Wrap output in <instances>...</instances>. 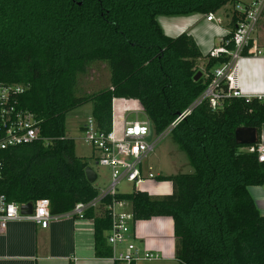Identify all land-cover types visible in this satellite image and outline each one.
<instances>
[{"label": "trees", "instance_id": "obj_1", "mask_svg": "<svg viewBox=\"0 0 264 264\" xmlns=\"http://www.w3.org/2000/svg\"><path fill=\"white\" fill-rule=\"evenodd\" d=\"M240 2L0 0V84L28 88L19 107L35 116L45 140L0 152V194L18 205L46 199L55 216L96 198L98 190L85 176L89 162L76 156L66 136V115L90 103L97 128L108 132L113 102L134 101L160 136L204 92L227 57L202 53L185 32L165 35L157 18L204 20L222 12L233 31ZM93 64L108 67L109 88L78 96ZM198 72L202 76L194 81ZM263 125L264 101L257 98L229 99L216 112L204 103L168 135L192 173L156 178L171 183V195H118L135 221L172 219L177 264H264V217L248 191L264 187V163L235 140L237 129H255L257 148ZM87 216L94 218L95 255L108 258L109 217L100 208Z\"/></svg>", "mask_w": 264, "mask_h": 264}, {"label": "built area", "instance_id": "obj_2", "mask_svg": "<svg viewBox=\"0 0 264 264\" xmlns=\"http://www.w3.org/2000/svg\"><path fill=\"white\" fill-rule=\"evenodd\" d=\"M235 12L237 21L234 30L227 31V34L231 33L230 38L226 40L223 39L225 35L221 36L219 48L213 53L224 54L227 57L226 61L212 71L211 81L204 92L170 124L164 133L157 136L156 140L154 135L150 143L145 141L149 133V120L146 117L144 121L136 119L125 122L121 116L122 124L117 128L114 115L108 132L100 131L92 117L85 122L82 141L99 155L95 159L96 166L109 170V183L105 189L98 191L96 198L88 203L75 205L70 212L63 215L85 219L86 213L90 210L100 208L105 211L110 221L106 236V242L111 250L109 259L116 264H146L162 259L159 254L141 250L136 246L131 233V225L135 222L131 208L127 211L129 204L117 198L121 195L117 188L122 183L132 185V193H138L144 192L143 186L148 181L159 177L152 173L151 168H143V163L153 153L158 140L169 135L170 131L193 109L204 103H207L211 111L216 112L232 98H242L246 101L257 98L264 101V95L242 93L237 77L239 62L243 58H264V49H258L254 41V35L264 20V0H242L236 5ZM204 21L209 27L215 28V34L220 36L217 30L220 29L221 20L216 15L211 14L205 17ZM27 89L22 85L0 84V152L45 141L39 135V122L35 116L19 107V97ZM126 111L123 109V112ZM139 111L136 109V116ZM246 151L257 153L258 162L264 163V145H258L257 148L252 145ZM2 173L3 164L0 161V180ZM107 199L109 202L105 203ZM22 206L24 205L8 202L5 196L0 194V233L6 230L8 224L16 221H30L41 229H47L49 223L59 217L50 213V203L46 199L33 204L31 215H22L20 210ZM76 261L72 258L71 264H76Z\"/></svg>", "mask_w": 264, "mask_h": 264}, {"label": "crops", "instance_id": "obj_3", "mask_svg": "<svg viewBox=\"0 0 264 264\" xmlns=\"http://www.w3.org/2000/svg\"><path fill=\"white\" fill-rule=\"evenodd\" d=\"M201 22H205L203 17H201ZM207 26L214 31L215 28L209 27V24ZM262 28L261 22L254 35L258 49H264V45L258 38L259 30ZM181 29L183 32L186 27L182 26ZM220 29H222L221 26ZM220 29L217 30V33L220 32ZM227 30L230 31L229 28ZM237 77L242 93L264 95V58H243L239 62ZM125 102L124 100L114 101L113 110H117V105ZM114 115L115 112L113 111ZM115 118L117 128H120L122 124L121 114L117 112ZM260 145H264V125L261 128ZM157 176L160 177V175ZM143 191L152 197H162L171 195L172 185L168 182H158L155 179L148 181L143 186ZM248 191L260 215L264 217V187H250ZM95 213L98 214L99 212L96 211ZM93 219L88 216L85 219H78L59 215L56 220L49 223L47 229H41L30 221L12 222L8 224L4 232L0 233V264H71L72 258L77 260L76 264H116L109 257H96ZM131 233L134 237V243L139 249L161 256L162 259L157 261L158 263L176 262L174 257L175 238L171 218L160 217L135 221L131 225Z\"/></svg>", "mask_w": 264, "mask_h": 264}, {"label": "rangeland", "instance_id": "obj_4", "mask_svg": "<svg viewBox=\"0 0 264 264\" xmlns=\"http://www.w3.org/2000/svg\"><path fill=\"white\" fill-rule=\"evenodd\" d=\"M249 1V0H243ZM218 18L221 20V27L219 35L208 28L205 22H201V17L198 15H192L189 17H158L157 22L162 28L165 35L169 37H176L181 33H187L194 37L199 45L202 53L207 54L210 51H216L219 48L221 36L227 34V26L224 22L228 21L222 12L219 13ZM185 26V31L181 32V27ZM181 32V33H180ZM258 38L261 40V44L264 45V27L259 30ZM201 63H203L201 61ZM201 67V66H200ZM109 70L106 65L93 64L86 76H84L80 83L78 96L87 95L91 93H97L99 91L109 88L110 82ZM91 104L87 103L79 108L71 111L66 115V136L74 141L75 153L79 158L88 160L89 167L95 172L97 180L94 183L98 191L103 190L109 183V170L106 168L96 166L95 159L99 156L89 146L85 145L82 141V126L85 124L89 116H91ZM116 113L123 116L125 122H132L136 119L138 121H144L145 116L141 113V107L137 102L126 101L124 104L117 105ZM126 109V112H123ZM140 110L136 116L135 111ZM131 110V111H129ZM158 137H155L156 140ZM143 168H151L153 174H157L163 177L177 175L179 173H192L191 167L188 165L186 155L181 152L177 145L172 141L171 137L166 135L158 140V143L153 151L143 163ZM120 194H130L133 192V186L130 184L122 183L118 188ZM130 208H127L129 211ZM147 264H177L176 262L167 263H147Z\"/></svg>", "mask_w": 264, "mask_h": 264}, {"label": "water", "instance_id": "obj_5", "mask_svg": "<svg viewBox=\"0 0 264 264\" xmlns=\"http://www.w3.org/2000/svg\"><path fill=\"white\" fill-rule=\"evenodd\" d=\"M202 76L201 72H198L194 77V81H197ZM149 133L145 138L147 143H150L154 136V129L151 122L148 123ZM235 140L239 145L252 146L257 143L256 130L251 128H240L235 131ZM85 176L90 184H94L97 180V176L92 168L88 167L85 169ZM22 215H31L33 211V204L29 203L21 207Z\"/></svg>", "mask_w": 264, "mask_h": 264}]
</instances>
